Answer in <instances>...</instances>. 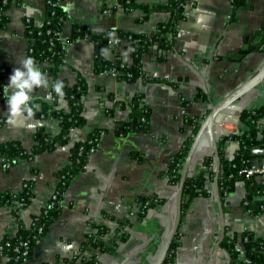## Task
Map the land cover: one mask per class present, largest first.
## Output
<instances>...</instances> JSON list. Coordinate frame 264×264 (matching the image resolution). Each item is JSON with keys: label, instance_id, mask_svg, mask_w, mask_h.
I'll list each match as a JSON object with an SVG mask.
<instances>
[{"label": "crops", "instance_id": "0c3cea01", "mask_svg": "<svg viewBox=\"0 0 264 264\" xmlns=\"http://www.w3.org/2000/svg\"><path fill=\"white\" fill-rule=\"evenodd\" d=\"M46 0H19L7 10V20L0 24V66L7 75L4 85L18 59L26 56L28 39L24 33L23 19L28 17L39 25L46 15ZM168 0H134L143 5L164 4ZM117 0H59L65 13L62 36H70L74 25L85 26L99 34L108 29L152 35L159 22L168 19L164 12L152 13L142 19L141 11L117 10ZM120 6V5H119ZM121 7V6H120ZM65 8L68 10L65 11ZM184 18L177 24L172 47L165 57L158 60L157 45L142 55L141 68L145 81L118 79L109 72L94 68V48L87 38H76L66 45L65 66L60 77L68 85L79 78L86 83L82 96L81 125L71 128L65 142L57 143L51 150L37 153L31 159H22L9 169L0 161V193L19 194L24 184H30L29 202L22 206L13 200L0 205V242L21 229L31 226V217L46 206L59 182V172L69 163L70 150L77 142L84 141L96 131L102 132L94 151L90 152L82 170L69 182L60 197V212L47 231L35 241L31 256L24 264H60L61 259L95 256L99 264H155L168 236L175 215L177 185L168 182L165 171L183 141L192 135L193 126L186 118H198L200 122L211 104L217 103L243 84L264 63V52L253 44L252 37L262 34L264 27V0H247L235 11L229 0H188ZM231 17L228 19L227 16ZM242 48L250 51L241 60L225 56ZM129 42L105 48L106 59H114L117 53L128 56ZM44 72V63L37 64ZM45 73V72H44ZM46 74V73H45ZM47 75V74H46ZM49 86L33 93L37 105L48 100ZM5 94V92H4ZM141 95L149 108L144 130L118 133L116 128L128 118L129 107H113L114 102L129 101ZM264 103V83L235 104L244 109ZM57 106L67 110L65 100ZM112 109V113L108 111ZM41 109V106H40ZM35 116L17 126L7 123V105L0 99V142L18 141L31 151L36 146V131L42 127L45 134H56L59 123L55 119ZM264 122V120H263ZM246 125L236 119H226L219 129V136L245 130ZM239 143L235 139L223 142L226 158H232ZM207 155H214L209 136L203 133L192 154L188 171L201 168ZM250 166L264 172V145L252 149ZM215 167V164H214ZM259 181L263 175H256ZM208 195L194 197L182 213L177 230V246L174 258L168 264H210L216 244L220 220L214 181L205 180ZM247 191L243 182L225 198V227L236 237V248L243 254L241 232L250 230L255 237L264 240V210L252 214L242 204ZM158 198L160 201L148 207L138 218L141 198ZM264 200V195L261 196ZM129 217V237L118 244L113 253L100 251L86 245L92 224L109 226L115 219ZM215 264H230L225 249L218 248Z\"/></svg>", "mask_w": 264, "mask_h": 264}, {"label": "trees", "instance_id": "16d2710c", "mask_svg": "<svg viewBox=\"0 0 264 264\" xmlns=\"http://www.w3.org/2000/svg\"><path fill=\"white\" fill-rule=\"evenodd\" d=\"M59 0H46V15L41 24H35L32 19L26 17L23 19L24 33L28 39L26 56H32L37 64L44 63L43 70L51 79L50 94L52 100H45L41 103V109L37 113L43 118L55 119L59 123V131L56 134H45L42 127L36 131V146L27 151L18 141L0 142V159H3L2 165L5 169H9L19 160L31 159L39 152L51 150L57 143L65 142L69 130L83 123L82 96L86 92V83L79 78L74 85H68L67 82L60 77V73L65 66V50L66 45L76 38L89 39L94 48V68L96 71L110 72L116 71L118 79L134 80L142 78L145 81L154 78L146 75L141 68V58L143 54L149 52L153 44L157 45L158 60L165 57V52L172 47L173 39L177 32L178 22L184 18V8L188 0H168L164 4L143 5L134 2V0H117L118 4L126 11H141L142 19L148 17L152 13L164 12L168 14V19L159 22L152 35L138 34L122 31L120 29H108L102 33L95 34L85 26L74 25L69 37L64 42L58 37L57 32H62V23L65 13L60 7ZM235 17V11L244 5L247 0H229ZM19 0H0V24L4 25L7 20L6 10ZM117 37L120 42L128 41V56L117 53L112 60L106 59L104 55L105 48H109V40ZM119 42V43H120ZM116 46V45H114ZM113 46V47H114ZM264 52V41L258 47ZM250 51L249 48H242L225 56L228 59L241 60L244 55ZM130 74V76H126ZM7 71L0 66V99L6 102V95L3 92L2 81L6 77ZM62 80L64 83L65 96L63 100L67 102L68 109L65 110L57 106L60 100L52 89V85L56 80ZM34 103V102H33ZM35 104V103H34ZM113 107H129L128 118L122 122L117 128L118 133H125L132 130H144L148 121L149 108L143 102L142 96H133L129 101L114 102ZM113 109V108H112ZM112 109L108 111L112 113ZM240 122L247 126L245 130L234 134L222 135L218 137L217 146L220 158L218 172V189L223 211L226 210L225 198L235 189L238 182H243L247 191L246 198L242 206L252 214H258L264 210V179L257 180L255 175L246 177L244 169L250 167V159L252 157V149L264 145V103L260 106L244 109L239 118ZM186 121L193 126L192 135L184 139L177 153L172 157L165 176L172 185H178L180 173L187 156L188 150L195 136L200 120L197 118H186ZM100 131L91 133L86 140L77 142L70 150L69 163L59 172V182L56 187V199L49 200L40 213L31 217V226L21 229L15 235L5 236L1 240L2 249L0 250V264H23L21 243L27 241L29 251L28 258L31 256L32 248L40 235H43L52 221L60 212V197L67 188L73 177L83 169L86 158L89 154V148L92 141L98 136ZM227 139H235L238 141V149L234 152L232 158H226L223 151V142ZM214 155H207L203 158L201 165L206 168H198L196 172H187L183 189L182 213L189 207L191 200L197 196H205L210 192L205 188V180L208 178L214 181ZM31 196L30 184L26 182L23 191L19 194H11L8 192L0 193V205L10 204L13 200L18 201L22 206L29 202ZM52 201V203H51ZM158 198H141V210L138 218L145 215L148 207L157 204ZM132 220L129 217L115 219V224L109 226L102 223H94L93 233L88 234L85 244L99 249L100 251L113 253L118 244L124 242L129 237L128 228L131 226ZM40 229V230H39ZM237 235L230 236L228 229L225 232L219 247L225 249L230 258V264H264V240L257 238L250 230H245L240 234V240L243 242V254L236 248ZM177 234L174 236L170 248L167 252L163 264L172 262L174 258L175 248L177 246ZM15 246H19L16 252L13 250ZM60 264H99L95 256L88 258H69L61 259Z\"/></svg>", "mask_w": 264, "mask_h": 264}, {"label": "water", "instance_id": "95a60500", "mask_svg": "<svg viewBox=\"0 0 264 264\" xmlns=\"http://www.w3.org/2000/svg\"><path fill=\"white\" fill-rule=\"evenodd\" d=\"M264 31V27H263ZM253 44H258L259 42L264 41V32L262 34H257L252 37ZM264 83V63L258 68V70L248 78L243 84L238 86L235 90L230 92L227 96H225L222 100L217 103L211 104L209 111L204 116L202 121L200 122L199 128L193 137L192 143L188 150L187 156L183 163L180 179L177 185L176 190V204H175V215L172 221L168 236L164 242L163 248L155 262V264H163L167 252L170 248L172 240L177 233L181 216H182V189L184 185V181L189 169V164L191 161L192 154L198 144V141L203 133H207L210 140V145L213 150L214 158H215V167H214V195L216 198L218 215L220 220V230L219 235L214 246V250L212 253V258L210 264H215L216 252L219 248L220 241L222 240L225 232V219H224V211L220 199V193L218 189V172L220 165V158L218 154V146H217V135L220 134V131L216 128V125L223 123L226 119H236L240 118V114L243 111V107L239 104H235L242 96L248 93L253 88L262 85ZM40 104L37 105V111H40Z\"/></svg>", "mask_w": 264, "mask_h": 264}, {"label": "clouds", "instance_id": "9594fccd", "mask_svg": "<svg viewBox=\"0 0 264 264\" xmlns=\"http://www.w3.org/2000/svg\"><path fill=\"white\" fill-rule=\"evenodd\" d=\"M68 9L65 8V11ZM49 80L47 75L41 71L32 56H22L18 59V66L14 67L9 76L8 83L4 85L7 105V123L17 126L24 120L35 116L33 93L36 89H47ZM56 96L62 101L65 93L64 83L58 79L52 85ZM49 99L51 95L49 94Z\"/></svg>", "mask_w": 264, "mask_h": 264}, {"label": "built area", "instance_id": "2783aa9c", "mask_svg": "<svg viewBox=\"0 0 264 264\" xmlns=\"http://www.w3.org/2000/svg\"><path fill=\"white\" fill-rule=\"evenodd\" d=\"M114 6H116L117 8V10H124L122 7H120L119 6V4H118V2H116L115 4H114ZM231 16L230 15H228L227 16V18L229 19ZM57 35H58V37L62 40V42H64V37L62 36V32H57L56 33ZM119 39L117 38V37H113L112 39H110L109 40V44L110 45H112V46H114V45H118L119 44ZM109 73H111L112 75H114V76H116L118 73L116 72V71H114V70H112V71H110ZM126 76H130V74H126ZM51 95V94H50ZM47 99L48 100H52V95H51V99H49V95L47 96ZM193 120H195V119H197V118H192ZM222 127V123L221 124H218V125H216V128L219 130L220 128ZM101 133L102 132H99L98 133V136L99 135H101ZM98 136L97 137H95L92 141H90V142H92V145H91V147L89 148V153L90 152H92V151H94L95 150V148H96V144H97V142H98ZM0 161L2 162L3 161V159H0ZM201 168H206V166H201ZM244 172H245V175H246V177H249V176H251V175H263L264 176V172L262 171V170H259V169H257V168H252L251 166L250 167H247V168H245L244 169ZM242 182V181H241ZM209 192H212V189H207ZM56 197H57V193H56V191L52 194V196H51V198H50V200H54V199H56ZM52 201H51V203H52ZM40 230V229H39ZM19 246H15L14 248H13V250L14 251H18L19 250ZM2 249V245H1V243H0V250ZM21 249H22V261H23V264L28 260V251H29V247H28V243H27V241H23L22 243H21Z\"/></svg>", "mask_w": 264, "mask_h": 264}]
</instances>
